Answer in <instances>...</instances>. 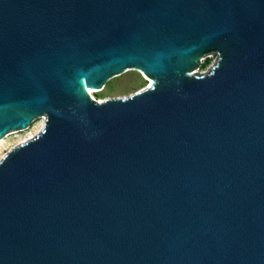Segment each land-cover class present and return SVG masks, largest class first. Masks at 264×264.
<instances>
[{"label": "water", "instance_id": "1", "mask_svg": "<svg viewBox=\"0 0 264 264\" xmlns=\"http://www.w3.org/2000/svg\"><path fill=\"white\" fill-rule=\"evenodd\" d=\"M41 116L0 264H264V0H0V140Z\"/></svg>", "mask_w": 264, "mask_h": 264}, {"label": "rangeland", "instance_id": "2", "mask_svg": "<svg viewBox=\"0 0 264 264\" xmlns=\"http://www.w3.org/2000/svg\"><path fill=\"white\" fill-rule=\"evenodd\" d=\"M205 67H202L199 76L210 72L216 62H205ZM148 85L139 82L129 76H125L118 82L110 86L108 89L99 95H92V99L96 101H103L106 99L127 98L131 95L147 88ZM44 125V118L38 117L34 119L29 127L22 131H14L7 134L0 140V160L13 148L32 139L38 135Z\"/></svg>", "mask_w": 264, "mask_h": 264}, {"label": "bare ground", "instance_id": "3", "mask_svg": "<svg viewBox=\"0 0 264 264\" xmlns=\"http://www.w3.org/2000/svg\"><path fill=\"white\" fill-rule=\"evenodd\" d=\"M148 87H150V86H148ZM90 98L92 99V95H90ZM44 118V117H43ZM44 122H45V118H44ZM10 134V133H9Z\"/></svg>", "mask_w": 264, "mask_h": 264}, {"label": "trees", "instance_id": "4", "mask_svg": "<svg viewBox=\"0 0 264 264\" xmlns=\"http://www.w3.org/2000/svg\"><path fill=\"white\" fill-rule=\"evenodd\" d=\"M202 67H205V64H203Z\"/></svg>", "mask_w": 264, "mask_h": 264}]
</instances>
